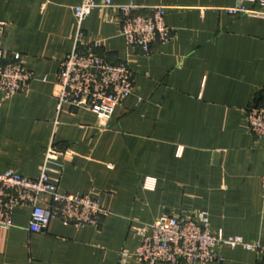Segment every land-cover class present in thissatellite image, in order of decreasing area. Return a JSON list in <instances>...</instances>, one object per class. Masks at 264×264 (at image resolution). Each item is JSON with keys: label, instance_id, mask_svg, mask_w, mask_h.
<instances>
[{"label": "crops", "instance_id": "obj_1", "mask_svg": "<svg viewBox=\"0 0 264 264\" xmlns=\"http://www.w3.org/2000/svg\"><path fill=\"white\" fill-rule=\"evenodd\" d=\"M82 1L0 0V64L19 54L33 73L26 91L9 99L0 92V172L36 178L52 140L61 153L49 180L61 192L97 198L107 214L84 227L52 218L31 232L29 209L17 207L12 226L0 227V264H121V252L139 243L138 228L200 211L212 234L264 245V139L246 116L264 102V18L226 11L239 0H111L168 6L169 40L144 53L121 36L116 8H93L82 41L97 42L100 56L134 74L132 93L100 122L67 104L58 111L54 97ZM216 252L222 260L207 264L254 259L239 246Z\"/></svg>", "mask_w": 264, "mask_h": 264}, {"label": "built area", "instance_id": "obj_2", "mask_svg": "<svg viewBox=\"0 0 264 264\" xmlns=\"http://www.w3.org/2000/svg\"><path fill=\"white\" fill-rule=\"evenodd\" d=\"M244 0L232 8L231 14H246L264 18V0H250L259 4L257 9L242 5ZM114 7L120 13V34L127 45L148 53L154 42L166 43L171 29L165 23L168 6L144 7L132 2L115 4L111 0L96 2L83 0L74 7L76 30L70 52L59 62L55 79L54 97L56 109L64 104L93 112L100 122L108 121L117 105L133 90L134 74L126 63H112L100 56L98 43L89 45L82 41V23L93 8ZM150 9V14L141 13ZM0 23V41L2 37ZM0 46V57H1ZM33 73L25 68L21 56L0 64V92L6 99L28 88ZM250 131L264 139V102L247 108ZM61 151L51 140L43 153L39 175L28 178L17 171L7 169L0 172V227L12 226L13 210L17 207L29 209L28 230L43 232L52 218L77 227L96 225L107 212L100 201L88 195L61 192L56 183L49 180L52 165L59 159ZM63 154H70L66 150ZM264 195V175L261 177ZM49 199L45 201V198ZM139 243L133 252L122 251L121 264L133 257L140 264H207L222 260L216 252L219 246L242 247L254 259L251 264H264V245L258 241L247 242L241 236L215 235L210 231L208 213L172 217L162 215L151 224L137 230Z\"/></svg>", "mask_w": 264, "mask_h": 264}]
</instances>
